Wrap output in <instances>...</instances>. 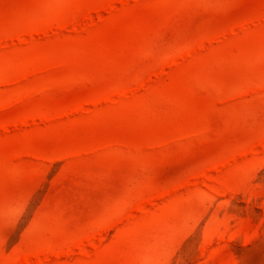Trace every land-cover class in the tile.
Returning a JSON list of instances; mask_svg holds the SVG:
<instances>
[{
    "label": "rangeland",
    "instance_id": "rangeland-1",
    "mask_svg": "<svg viewBox=\"0 0 264 264\" xmlns=\"http://www.w3.org/2000/svg\"><path fill=\"white\" fill-rule=\"evenodd\" d=\"M0 264H264V0H0Z\"/></svg>",
    "mask_w": 264,
    "mask_h": 264
}]
</instances>
